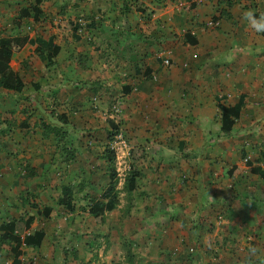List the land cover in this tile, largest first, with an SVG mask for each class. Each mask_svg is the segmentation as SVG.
<instances>
[{"label": "crops", "instance_id": "crops-1", "mask_svg": "<svg viewBox=\"0 0 264 264\" xmlns=\"http://www.w3.org/2000/svg\"><path fill=\"white\" fill-rule=\"evenodd\" d=\"M248 10L264 0H0V264H264Z\"/></svg>", "mask_w": 264, "mask_h": 264}, {"label": "clouds", "instance_id": "clouds-1", "mask_svg": "<svg viewBox=\"0 0 264 264\" xmlns=\"http://www.w3.org/2000/svg\"><path fill=\"white\" fill-rule=\"evenodd\" d=\"M242 19L248 24L253 32L258 34L264 33V12L257 15L255 11L248 10L242 13ZM209 199L212 198L209 196Z\"/></svg>", "mask_w": 264, "mask_h": 264}, {"label": "trees", "instance_id": "trees-1", "mask_svg": "<svg viewBox=\"0 0 264 264\" xmlns=\"http://www.w3.org/2000/svg\"><path fill=\"white\" fill-rule=\"evenodd\" d=\"M9 53L7 52L6 53V55H5V57L4 58H2V60H3V62L4 63H7L8 62V60H9V55H8ZM1 84H4V82H1ZM18 85V84H17ZM14 89V88H13ZM133 158H135L134 156H133ZM133 182H134V180H133ZM64 197V199H60L59 200V204H62V203H64V204H67L68 202H70L71 201V198H70V195H64L63 196ZM66 198V199H65ZM103 208L102 207H99V208H97V209H92V211L90 210L89 211V213L94 217V218H99V216H100V214L102 215L103 214ZM31 223V221H27V224H26V226L28 225V224H30ZM14 264H17V262H16V259H15V261H14Z\"/></svg>", "mask_w": 264, "mask_h": 264}, {"label": "rangeland", "instance_id": "rangeland-1", "mask_svg": "<svg viewBox=\"0 0 264 264\" xmlns=\"http://www.w3.org/2000/svg\"><path fill=\"white\" fill-rule=\"evenodd\" d=\"M99 185H100V184H99ZM78 195H79V194L76 193V198H73V201H75V204H73V211H71V212L77 211L78 213H77L76 216H72V217L77 218V219H79L80 217H82V219L84 220V219L86 218V216L84 215V213H86V211L82 210V208H84V206H80V207L78 208V205H79V203H80V201H79V199H78V198H79ZM77 197H78V198H77ZM92 197H93V196H92ZM91 262H93V261L91 260ZM80 264H84V263L82 262V263H80Z\"/></svg>", "mask_w": 264, "mask_h": 264}, {"label": "built area", "instance_id": "built-area-1", "mask_svg": "<svg viewBox=\"0 0 264 264\" xmlns=\"http://www.w3.org/2000/svg\"><path fill=\"white\" fill-rule=\"evenodd\" d=\"M168 63H169L168 60H165V61H164V64H168Z\"/></svg>", "mask_w": 264, "mask_h": 264}]
</instances>
